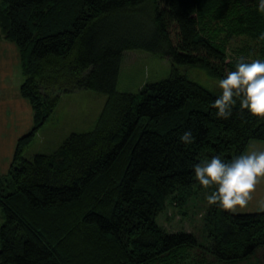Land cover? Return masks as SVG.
I'll return each instance as SVG.
<instances>
[{
    "label": "trees",
    "instance_id": "obj_1",
    "mask_svg": "<svg viewBox=\"0 0 264 264\" xmlns=\"http://www.w3.org/2000/svg\"><path fill=\"white\" fill-rule=\"evenodd\" d=\"M257 8L258 0H0V42L16 46L33 116L11 178L0 177V264L238 262L263 247L261 211L208 206L206 245L157 220L170 196L177 205L182 191L200 186L193 166L203 158L227 161L264 141V119L239 102L218 117L211 104L219 96L185 69L199 64L220 79L239 57L257 59L245 51L248 36L264 32ZM140 49L167 57L170 77L119 91L123 55ZM78 89L108 95L95 128L71 134L55 153L23 157L61 94ZM189 129L194 140L185 144Z\"/></svg>",
    "mask_w": 264,
    "mask_h": 264
},
{
    "label": "rangeland",
    "instance_id": "obj_2",
    "mask_svg": "<svg viewBox=\"0 0 264 264\" xmlns=\"http://www.w3.org/2000/svg\"><path fill=\"white\" fill-rule=\"evenodd\" d=\"M248 38L245 51L253 56L259 52L257 59H262L263 54L260 49L262 41L251 36ZM6 44L2 46L0 43V177L5 182L11 178L9 170L13 163L14 148L18 138L23 135L18 125L23 122L22 115L27 117L25 104L28 101L20 93L23 72L20 68V61H18L16 46L8 40ZM123 56L117 87L119 91L140 93L145 84L167 79L173 70V65L167 57L143 49L129 50ZM185 67L187 74L194 82L200 83L215 95L220 96L222 90L217 85L218 78L210 74L208 68L199 64ZM22 97L24 102H22ZM107 98V94L90 89L62 93L55 111L40 128L33 142L25 148L23 157L32 160L36 154L55 153L71 134L93 130L107 103ZM12 119L16 125L13 124ZM20 128L22 133L24 130L26 133L31 130L32 124L26 122ZM245 150H247L245 154L252 150H264V141L251 140ZM213 190L214 188L204 189L201 185L194 186L191 190L187 189L180 193L181 201L177 205L171 202L170 196L166 210L157 217L158 222L168 233L182 232V230L194 232L201 245H206L209 240L204 215L209 205L205 199V193L210 194ZM252 197L247 207L240 209L238 206V210L234 213L258 212L257 201L264 198V179L257 185ZM4 220L3 208L0 206V225ZM258 250L257 253L239 262L264 264V255H261V251L258 253ZM156 263L157 261H154L151 264Z\"/></svg>",
    "mask_w": 264,
    "mask_h": 264
},
{
    "label": "clouds",
    "instance_id": "obj_3",
    "mask_svg": "<svg viewBox=\"0 0 264 264\" xmlns=\"http://www.w3.org/2000/svg\"><path fill=\"white\" fill-rule=\"evenodd\" d=\"M257 10L264 14V0H258ZM258 39L264 41V32ZM217 85L222 92L211 107L218 110V117L228 119L239 102L241 112L247 110L251 115L264 119V60L246 61L239 57L235 70L226 71ZM179 139L191 144L194 140L191 129L183 132ZM193 167L199 184L204 189L214 188L210 194L205 193L207 204L236 212L238 206L240 209L248 206L253 199L252 193L264 179V150H252L227 161L220 155L205 157ZM257 211L264 212V198L257 201Z\"/></svg>",
    "mask_w": 264,
    "mask_h": 264
},
{
    "label": "crops",
    "instance_id": "obj_4",
    "mask_svg": "<svg viewBox=\"0 0 264 264\" xmlns=\"http://www.w3.org/2000/svg\"><path fill=\"white\" fill-rule=\"evenodd\" d=\"M6 42H7L6 40H2L0 43H2V46H3L4 44H6ZM6 45H7V44H6ZM7 46H8V45H7ZM20 68H21V66H20ZM20 73H21V72H20ZM22 102H24V101H23V97H22ZM25 105H26V112H27V113H26V116H27V117H25V116L22 115L21 118L23 119V122H22V124H19V125H18V126H20V127H23V124L26 123V122L29 123V124H33V116H32V113H31V105H29L28 101H27V103H26ZM12 120H13V124L16 125L15 122H14V119H12ZM20 127H19L20 133H21V134L25 133V132H24L25 130H24L23 133H22V130H21ZM261 141H263V140H261ZM14 146H15V144H14ZM14 146H13V147H14ZM246 151H247V150H246ZM246 151L244 152V154L246 153ZM260 251L262 252L261 255H264V246L259 248L258 253H260ZM256 253H257V252H256ZM210 257H211L210 259H207V260H206V263H205V264H243L242 262H239V261H238L237 263H236V262H234V263H229V262H227V263H225V262H218V261L213 260L214 258H213L212 255H211Z\"/></svg>",
    "mask_w": 264,
    "mask_h": 264
}]
</instances>
